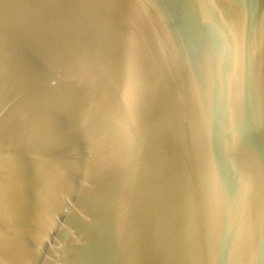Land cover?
I'll list each match as a JSON object with an SVG mask.
<instances>
[{"label":"water","instance_id":"water-1","mask_svg":"<svg viewBox=\"0 0 264 264\" xmlns=\"http://www.w3.org/2000/svg\"><path fill=\"white\" fill-rule=\"evenodd\" d=\"M0 264H264V0H0Z\"/></svg>","mask_w":264,"mask_h":264},{"label":"snow or ice","instance_id":"snow-or-ice-1","mask_svg":"<svg viewBox=\"0 0 264 264\" xmlns=\"http://www.w3.org/2000/svg\"><path fill=\"white\" fill-rule=\"evenodd\" d=\"M225 180H226L227 186L231 189V187H232V174H231V170H229V172H228Z\"/></svg>","mask_w":264,"mask_h":264}]
</instances>
